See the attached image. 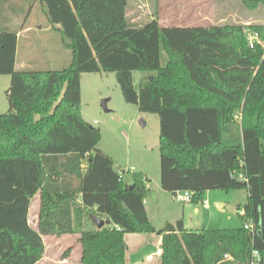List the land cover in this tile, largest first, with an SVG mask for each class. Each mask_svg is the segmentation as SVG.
Wrapping results in <instances>:
<instances>
[{
  "label": "trees",
  "instance_id": "trees-1",
  "mask_svg": "<svg viewBox=\"0 0 264 264\" xmlns=\"http://www.w3.org/2000/svg\"><path fill=\"white\" fill-rule=\"evenodd\" d=\"M40 1L72 60L60 70L17 71L18 32L0 19V74L11 77L9 112L0 114V264H38L43 237L77 233L80 264H126L127 236L157 233L143 175L127 185L125 170L98 149L101 130L82 116L81 80L91 73H115L127 104L159 116L164 192L189 191L193 205L208 191L249 194L238 207L240 229L168 223L159 231L162 264H249L254 250L264 264V23L133 27L128 0ZM145 71L156 75L138 91L134 72ZM37 195L38 231L29 219ZM89 215L111 225L85 230Z\"/></svg>",
  "mask_w": 264,
  "mask_h": 264
},
{
  "label": "rangeland",
  "instance_id": "rangeland-1",
  "mask_svg": "<svg viewBox=\"0 0 264 264\" xmlns=\"http://www.w3.org/2000/svg\"><path fill=\"white\" fill-rule=\"evenodd\" d=\"M2 1V27L18 32L21 37L17 48V71L24 64L27 66L23 70L29 71H54L70 66L72 55L61 36L60 27L51 28L44 16L45 9L40 0ZM126 16L133 27H143L154 19L166 27H211L239 23L253 25L264 23V6L250 11L235 0H128ZM153 75L156 73L134 72V87L139 91ZM10 82V76L0 74V114L9 112L7 90ZM81 90L82 116L91 126L101 130L98 149L112 158L117 168L125 170L123 180L127 185H133L135 178L143 175L148 180L146 183L151 187L152 193L161 191L159 116L142 113L138 106L127 104L115 73L84 74ZM103 101H107V111L102 107ZM209 192L203 196L211 205L208 212L213 218L212 229H240L243 224L238 207L248 202L247 191L240 189ZM222 197L225 200L224 206L222 211H218L214 204ZM179 206L176 204L175 208L180 210ZM151 208L153 218H159L155 209L152 206ZM39 210L40 197L37 195L29 212L30 225L36 231L39 227ZM208 212L205 213L207 216ZM95 218L102 219L94 215L87 216L85 230L97 228ZM207 227L209 229L210 225ZM79 237V233L59 238L43 237L45 253L38 264H80L82 254Z\"/></svg>",
  "mask_w": 264,
  "mask_h": 264
},
{
  "label": "crops",
  "instance_id": "crops-1",
  "mask_svg": "<svg viewBox=\"0 0 264 264\" xmlns=\"http://www.w3.org/2000/svg\"><path fill=\"white\" fill-rule=\"evenodd\" d=\"M18 37L20 41V34H18ZM17 54L18 49L16 55ZM18 66L17 55L16 70ZM26 66L27 65L24 64V66L21 67L22 69L18 70H23L24 68H26ZM83 163V171H86L88 168V162L84 161ZM145 180V182L148 181L147 179ZM146 185L150 193L149 201L145 202V209L152 225L157 230V233L146 236L134 234L127 236L126 241L128 245V255L126 264H162V236L160 235L159 231L162 230L168 223L175 225L178 221L182 220L184 223V229L193 232H201L204 230L212 229L211 226L213 224V218L208 212L211 209V205L207 198H204V201H207V206L203 205L202 203L199 205H193L189 203L185 204L184 206L180 205V210H177L175 208V205L177 203H174L171 193H166L161 188V191H159L158 193H152L149 184L146 183ZM209 193L210 192L208 191L206 194L208 195ZM224 201L225 200L222 197L220 200H217L215 202L214 207L218 211H222ZM151 206L153 207V209H155L159 218H153L154 216L151 212ZM206 212H208L209 216L205 214ZM103 220L106 221V219ZM209 225L210 227L208 229L207 226Z\"/></svg>",
  "mask_w": 264,
  "mask_h": 264
},
{
  "label": "built area",
  "instance_id": "built-area-1",
  "mask_svg": "<svg viewBox=\"0 0 264 264\" xmlns=\"http://www.w3.org/2000/svg\"><path fill=\"white\" fill-rule=\"evenodd\" d=\"M124 174V173H123ZM172 198L173 201L179 205H185V204H189L191 203L192 199H193V193L189 192V191H185V192H176L174 194H172ZM203 205L207 206V201H203L202 203ZM245 229L250 230L252 232L254 231V227L251 224H247L245 225ZM224 260H229V261H233V258L230 255H225L224 256ZM249 264H262V256L260 254V252L254 250L252 252L251 255V259Z\"/></svg>",
  "mask_w": 264,
  "mask_h": 264
},
{
  "label": "water",
  "instance_id": "water-1",
  "mask_svg": "<svg viewBox=\"0 0 264 264\" xmlns=\"http://www.w3.org/2000/svg\"><path fill=\"white\" fill-rule=\"evenodd\" d=\"M106 103H107V101H103L102 107L107 111ZM95 222L97 223L98 229L103 228L105 225H107V226L111 225V221L109 219L104 221L103 219L95 218Z\"/></svg>",
  "mask_w": 264,
  "mask_h": 264
}]
</instances>
